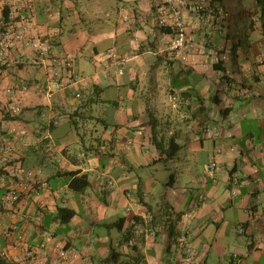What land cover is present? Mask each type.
Listing matches in <instances>:
<instances>
[{"label":"crops","instance_id":"0c3cea01","mask_svg":"<svg viewBox=\"0 0 264 264\" xmlns=\"http://www.w3.org/2000/svg\"><path fill=\"white\" fill-rule=\"evenodd\" d=\"M35 1L28 31L44 36L51 51L34 56L22 48L15 53L19 62L5 68L0 78L3 100L6 88L13 84L31 88L21 99L23 111L18 117L5 119L0 105V141L10 147L0 153V174L9 160L21 159L47 186L16 205L0 206V255L18 253L4 235L18 223L35 245L30 264H212L208 249L213 246L217 255L213 264H233L234 256L243 264L249 254L254 259L246 264H264V118L254 130L253 120L245 111L238 113L234 102L242 100L235 96L237 89L252 90L253 108L261 109L264 45L255 63L247 60L259 86L236 80L230 74L228 56L224 66L233 78L228 83L231 92H218L222 85L212 89L209 76L216 71L206 62L205 50L197 55L192 42L193 48L187 51H171L172 35L179 30L176 11H165L172 17L168 26L174 33L163 31L155 7L158 0H116L114 5L112 0ZM13 21L17 27L22 24L20 18ZM193 37L194 41L197 36ZM226 42L229 50L236 41ZM106 43L111 45L103 50ZM112 50L121 57L116 64L110 58ZM64 58L71 67L63 63ZM50 70L59 75L55 80L67 83L65 88L56 89ZM200 85L206 89L199 98ZM186 89L191 96L187 106L180 94ZM212 93L220 97H211ZM206 97L209 103L219 104L222 99L220 113L235 120V129L222 132L221 146L215 145L209 153L202 174L175 173L163 187L162 173L155 166H167L180 155L189 160L204 147L206 132L218 127L216 109L207 107ZM179 116L192 121H181ZM14 127L24 134L16 136L11 131ZM154 134L166 149L174 138L180 145L178 153L167 158L156 147ZM218 147L223 151L216 156ZM214 157L217 168L210 172L207 166ZM71 171L89 176L85 192L69 187L71 178L66 174ZM110 180L114 186L105 189ZM196 184L197 196L193 194ZM59 207L75 211L69 223L57 218ZM122 217L126 221L120 231L116 224ZM230 224L238 235L246 236L245 251H228L230 245L224 239ZM239 226L245 234L238 232ZM43 242L46 246L40 248ZM61 246L75 249L76 255L62 257ZM188 247L192 254L187 253ZM113 251L124 254L116 261L111 259ZM96 253L102 255L99 263Z\"/></svg>","mask_w":264,"mask_h":264},{"label":"rangeland","instance_id":"374dc122","mask_svg":"<svg viewBox=\"0 0 264 264\" xmlns=\"http://www.w3.org/2000/svg\"><path fill=\"white\" fill-rule=\"evenodd\" d=\"M116 3V0H112V5H114ZM247 8H254V1L253 0H225V2L222 4L221 3H212V0H200L197 3V9L196 11L194 10V6H196V0H186L184 2V4H181L179 6L176 7H170V12H179L177 16H180V21H185L183 24V28H185V32H186V36L190 41V44H192V42H194V48L197 49V55L199 53L203 54V51L206 53L207 56L206 57V62L208 64H212L213 61L217 60L218 55H225V56H230V74H232L236 80H241L244 79L247 83V85L252 84L254 86V88H257L259 86V81L256 78V75L254 73L253 70L248 69L247 65H248V61L250 60V63H255V60L257 57H259L261 55V51H260V46L263 44V37L259 35V31L256 30L254 31L256 34H254L253 32L250 31H242V33H240L239 39L241 42V45L239 47L238 53L237 51L234 50V47L229 50V52H225V36L227 35L228 32H230V28L228 26V24L231 21L232 18V14L237 11L238 9H240L241 5ZM214 5V6H213ZM240 5V7H239ZM174 6V5H172ZM199 6V7H198ZM201 6V7H200ZM218 7L220 10V14L217 13L216 10H214V8ZM200 8V9H199ZM202 8L207 9V13L203 14L201 13L199 10H201ZM240 13L237 14V22H235L234 26L232 27L231 31L236 32L241 28L242 30H245V26L246 23L244 21H241V16L239 15ZM58 18V17H57ZM240 18V19H239ZM230 19V20H229ZM196 22V27L193 26L194 22ZM239 28V29H238ZM245 28V29H244ZM248 30H250V26L248 28ZM253 31V30H251ZM196 35L197 37H195V40L193 41L191 38H194L193 36ZM221 36L223 38V41L219 42V45L217 42V39H215L212 42V46L213 48L209 47L208 45L205 44V42L210 39V37H217ZM237 39V38H236ZM236 39H232V40H236ZM111 45V43H106L104 44L102 47V49H106V47H109ZM232 46V44L230 45ZM207 47V48H206ZM263 47V46H262ZM189 48H193V47H189ZM211 48V49H215L213 50V52L211 53V51L209 52L207 49ZM235 51V52H234ZM209 52V53H208ZM241 52V54H240ZM228 53V54H227ZM237 53V54H236ZM242 55V56H241ZM219 58V57H218ZM229 58V57H227ZM32 69L29 67L28 71L26 72V76H29V73ZM42 71L39 72V76L42 75ZM223 72H212V74L209 76V78L211 79V84H212V89L215 90L216 86H221L222 85V92H228L230 93V87L228 84V80H224L223 82H221L222 77H223ZM201 78L199 76V74H197V80ZM224 85H228V86H224ZM242 87V86H241ZM199 90H205L206 88L204 87V85H200L198 87ZM220 91V89H218ZM262 92H264V86L261 87ZM215 92V91H213ZM204 93V92H203ZM235 96L238 97L239 95L242 97L241 99L243 100H234L235 102V107L238 111V113L240 112H247V117L250 120H253L252 122V128L254 130H258L259 129V121L264 118V114L263 112H261L263 110L264 107V101L263 99L261 100V109L258 112H255L254 108H253V92L252 90H248V91H240V90H236L235 92ZM216 95V93H212L211 97H214ZM222 95V94H221ZM231 97L233 95H230ZM234 96V98H235ZM220 97V94H218V98ZM247 97H251V98H247ZM207 107L212 106L213 109H216V117L214 118L215 121H217L218 127L214 128L215 130L211 131L209 130L208 132H206L207 137L204 139V147L202 148H198L197 151H195V153L191 154V157L189 158V160L184 159V157L182 155L181 156V160L177 158V160L171 161L167 166L165 165V163H161V164H157V166H155L158 170L161 171L162 174H160L159 178H161V180H159L160 182L162 181L163 183V187L166 185L167 182L170 181L171 179V175L172 174H180V175H186L187 172H192V173H196L197 174H202V172L205 170L204 165L207 163L208 160V155L209 153L214 149L215 145L216 146H221V137L224 135L222 134V132H225V130L227 131H231L235 129V120L233 119H229L227 118V116H223L220 113V110L222 107H224V104L222 102V99L220 100V103H209V98L206 97L205 99ZM222 102V103H221ZM209 105V106H208ZM207 111H205L203 113V116H206ZM181 121H192L191 117H181L179 116ZM191 118V119H190ZM236 119L239 121L240 118L238 116H236ZM223 124V125H222ZM244 126L246 127V125L244 124ZM258 135V134H257ZM216 138V139H214ZM239 156V154H238ZM196 160V161H195ZM168 168V169H167ZM170 169V170H169ZM162 187V188H163ZM194 187L195 192L193 191V194L195 196H197V194L199 193V190L197 189V184ZM163 190V189H162ZM176 190H179V187H176ZM186 190V189H184ZM164 193V192H163ZM162 193V194H163ZM187 202V201H186ZM183 205V207L181 208L182 210H185L187 207V204ZM121 211L123 210L122 206H119ZM134 210L137 208V206H133ZM130 215V214H129ZM162 217V216H161ZM166 217V216H165ZM230 230H228L227 232V236L225 237L224 241L226 243H228L230 245V248H228V251H234L235 249L239 248L242 249L243 251H245L244 249H246V245H244L243 243L245 242V240L247 239L246 236L244 235H238L237 234V229L235 228V225L230 224L229 225ZM238 227V226H237ZM234 244H236L235 247ZM233 245V246H232ZM209 251H211V258H213L212 260V264L215 263V260L217 261V255H216V250L214 248V246L208 249ZM98 259L96 261V263H99V259L102 258V255L99 253H96L95 255ZM254 254H249L246 256V260H253ZM246 260L243 261V264H246ZM241 261V260H240ZM224 264H227L226 262Z\"/></svg>","mask_w":264,"mask_h":264},{"label":"built area","instance_id":"2783aa9c","mask_svg":"<svg viewBox=\"0 0 264 264\" xmlns=\"http://www.w3.org/2000/svg\"><path fill=\"white\" fill-rule=\"evenodd\" d=\"M161 3L159 16L160 24L166 26L169 23V13L165 11L170 7H176L184 4L186 0H158ZM200 0H196V4ZM3 5V16L0 17V78L3 75L4 69L17 64L18 56L15 55L16 52H21L22 48H27L29 52L36 56L38 54L45 55L51 50V45L45 39L44 36L31 35L28 31L29 24L35 16V0H0ZM174 5V6H172ZM199 7V6H198ZM201 7V6H200ZM179 12H175L176 25L179 27V32L176 37L172 39L171 51H179L187 47L186 44V32L183 28V22L180 21V16H177ZM8 17V19H6ZM20 18L22 24L17 27L14 24V19ZM174 21V22H175ZM170 24V23H169ZM168 24V25H169ZM115 61L121 60V57L112 50L110 52ZM66 62L69 61L68 58H64ZM55 78L57 74L54 70L49 71ZM55 82L56 89H63L67 86L65 82L50 79ZM28 84H13L6 88V98L3 100L0 96V105L4 108V111L12 116H18L22 113L23 108L21 106V94L27 93L30 90ZM48 96H52V91L48 92ZM80 96V94H77ZM16 136H21L24 134V130L14 127L12 130ZM10 150L8 145L0 143V153H5ZM223 149L221 147L217 148L216 156L222 154ZM217 158L214 157L213 161L207 166V170L214 172L217 168ZM13 181L10 185H7V180ZM47 183L39 180L38 176L31 170L27 169L24 164L21 163L9 165L5 169L3 174H0V187L3 188V192L0 194V206L16 205L23 198L30 196L31 194L38 193L40 189L46 188ZM114 186L113 181H109L106 184L107 188H112ZM244 227L239 226L238 232L240 234L244 233ZM5 237L12 240L14 246L18 248L17 254H9L4 251L0 255V259L3 261L11 262L6 264H30L35 245L27 240L25 232L22 230L18 223H13L4 232ZM46 243H41L40 248H44ZM60 254L64 258H68L71 255H76L75 249H66L64 246L59 248ZM187 253L192 254V248H187ZM4 264V263H0Z\"/></svg>","mask_w":264,"mask_h":264},{"label":"trees","instance_id":"16d2710c","mask_svg":"<svg viewBox=\"0 0 264 264\" xmlns=\"http://www.w3.org/2000/svg\"><path fill=\"white\" fill-rule=\"evenodd\" d=\"M254 1V8L252 9V8H247V7H244V6H242L240 3V5H241V7H240V5H239V7H240V9H238L237 11H235L233 14H232V18H231V21H230V23L228 24V26H229V28H230V32H228L227 33V35L225 36V52H229V50L231 49V47L233 48L234 47V50L238 47V46H240L241 45V42H240V39H239V36H240V33H242V31L244 32V31H250V32H253V31H256V30H258L259 31V35H260V37L262 36L263 37V42H264V0H253ZM222 2L224 3L225 2V0H212V3L213 4H215V3H221L222 4ZM161 2H159V4H160ZM214 6V5H213ZM156 8H157V11H159L158 12V14H159V16H161V12H160V5H156L155 6ZM196 9H197V4H196V6H194V10L196 11ZM200 9V8H199ZM207 9H204V8H202L201 10H199L201 13H203V14H205V13H207V11H206ZM214 10H216L217 11V13H219L220 14V9L218 8V7H216V8H214ZM238 13H240L239 15L241 16V21H244L245 23H246V26H245V30H242L241 28L237 31V33L236 32H232L231 31V29H232V27L234 26V24H235V22H237V14ZM158 16V17H159ZM6 19H8V17L6 18ZM240 19V18H239ZM230 20V19H229ZM160 21V20H159ZM161 25V24H160ZM167 27H165V26H163V25H161V29L163 30V31H166V32H168V33H170V34H172V33H174V31L168 26V24L166 25ZM249 26H250V30H248V28H249ZM251 30H253V31H251ZM178 32H179V30H177L176 31V33L175 34H173L172 35V37L174 36V37H176L177 35H178ZM173 37V38H174ZM222 37L221 36H218V38L216 37H210V39H208L206 42H205V44L206 45H208L209 47H211L212 46V42L215 40V39H217V42L216 43H218V45H219V42H220V40L219 39H221ZM236 39L235 41L236 42H232L231 44H232V46H229V50H228V46H227V42H226V39ZM223 39V38H222ZM193 40V39H192ZM190 41L191 40H189L188 38L186 39V44H187V47L186 48H184L186 51L188 50V48H189V45L191 46V44H190ZM49 42V41H48ZM194 43V42H193ZM49 44H50V42H49ZM192 47V46H191ZM207 48V47H206ZM211 48H213V47H211ZM211 48H208L207 50L210 52L211 51V53L213 52V50H215V49H211ZM51 51V50H50ZM50 51L49 52H47L46 53V56L47 55H49L50 54ZM208 52V53H209ZM228 54V53H227ZM219 57V58H218ZM218 57H217V60L216 61H213L212 62V67H213V69H214V71H221V72H223V77H222V81L221 82H223L224 80H228V83H232V81L231 80H233V78H231V77H229V75H227L226 73H227V69H226V67L224 66V64H225V62H226V60H228V56H225L224 54L223 55H218ZM110 58H113L112 56H110ZM186 57H184V59H185ZM114 59V58H113ZM183 61V60H182ZM170 62H172V61H170ZM264 62V61H263ZM63 63L66 65V66H69V67H71L72 66V63H71V61H68V62H66L64 59H63ZM24 65V64H23ZM56 65V64H55ZM54 73H56L57 74V72H56V70L54 71ZM58 78H59V75L57 76ZM56 77V78H57ZM192 77L193 76H191V78L190 79H192ZM55 79V77L51 74V77H50V79ZM57 78V79H58ZM58 81H61V80H58ZM67 84V83H66ZM179 87H180V89H181V84L179 85ZM220 91H221V89H220ZM219 90H218V92H220ZM26 93H24V94H21V99H23V97H24V95H25ZM180 94H182V98H183V100L185 101V105L187 106V103H188V100H189V97H191V96H189V89H186V91H181L180 92ZM201 96H203V92L201 91V90H199L198 88H197V97H201ZM218 96V94L216 95V97ZM79 97V96H78ZM191 105V103L189 104V106ZM228 110V109H227ZM3 113H4V118L5 119H8V118H16V117H18V116H12V115H10L9 113H7V112H5L4 111V108H3ZM154 138H155V144H156V147L157 148H159V149H161V152L162 151H164L165 153H166V155H167V158H173L177 153H178V151L180 150V145L176 142V140L173 138L171 141H170V145H169V147L166 149L165 148V146H164V144L161 142V141H159V142H157V137H156V135L154 134ZM163 141V140H162ZM0 143H2V144H5V145H8V144H6V142H1L0 141ZM18 163H21V165L23 164V161L21 160V159H12V160H9L6 164L7 165H13V164H18ZM66 175H68L70 178H71V180H70V184H69V187L72 189V190H74V191H77V192H85L87 189H88V187L90 186V180H89V176L87 175V174H81L79 171H71V172H67V174ZM105 189H106V187H105ZM75 216V211L73 210V209H70V208H66V207H59L58 208V210H57V218L58 219H60V221L62 222V223H69L70 221H71V219L73 218ZM125 221H126V218L125 217H122V218H120L119 220H118V222H117V224H116V226L118 227V229L120 230V231H122L123 230V226H124V223H125ZM245 225L246 224H243V226L245 227ZM244 230H245V228H244ZM246 233V230L244 231V233L243 234H245ZM249 239V241L251 240L250 239V237L248 238ZM252 246H253V244L251 243L250 245H249V247L250 248H252ZM122 254H124L123 252L121 253V252H112L111 253V259H113V260H118V258H119V256H121ZM238 261H240L239 260V257L238 256H234L233 257V260H232V263L233 264H238ZM0 263H4V264H6L5 262H3V261H1L0 260Z\"/></svg>","mask_w":264,"mask_h":264}]
</instances>
